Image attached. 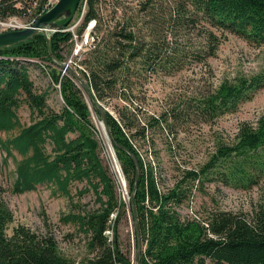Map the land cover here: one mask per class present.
I'll use <instances>...</instances> for the list:
<instances>
[{
    "label": "trees",
    "instance_id": "16d2710c",
    "mask_svg": "<svg viewBox=\"0 0 264 264\" xmlns=\"http://www.w3.org/2000/svg\"><path fill=\"white\" fill-rule=\"evenodd\" d=\"M84 1L86 7L77 29L81 30L91 18L95 22V46L87 52L88 59L81 61L87 70V74L82 73L92 104L111 98L117 92V83L120 84L118 94L131 101L128 91L124 93L121 87L128 90L131 77L138 76L132 70L135 62L138 61L139 69L150 73L171 62L161 59V42H157L160 38L156 30L161 18L158 20L156 15L155 1H138L130 15L124 14L123 7L127 5L121 4V18L115 17L113 7L106 16L100 14L99 0ZM181 1L179 17L205 22L215 31H229L249 41L264 42V0ZM45 2L0 0V20L14 16L32 20L44 11ZM112 2L114 6L117 0ZM81 4L80 0L76 11ZM202 31L206 32L208 42L215 41V32L205 28ZM69 37L68 31L52 32L51 55L41 33L0 48V133L16 129L10 136L0 135V150L3 160L10 158L14 162L12 192L23 193L38 184H46L52 187V194L65 196L73 207H79V211L67 212L59 219L72 224L85 236V247L92 255L81 264H130L118 242L116 224L121 202L116 196L114 180L98 156L96 131L87 119L89 111L80 89L70 79L62 77L59 95L63 105L54 110L46 103L47 94L35 91L28 76L26 62L31 59L60 61V46L70 45ZM55 72L50 75L53 84L57 82ZM263 84V75L224 79L211 92L193 100L192 107L181 104L185 107L183 110L177 104L172 105L162 113L148 116L134 133L128 131L133 124L126 120L123 111H117L118 118L106 114L112 148L127 193L131 195L138 241L143 244L138 264H205L206 259L211 264H264V202H258L249 215L215 209L205 217L180 219L175 210L188 191L182 183L186 179L196 180L198 174L211 168L221 184L241 189L256 184L264 176V112L253 124L239 123L230 142H216L205 163L197 170L183 171L164 191L158 187L159 179L151 166L140 159L130 139L143 136L147 127H157L165 117L180 122L186 119L188 110L201 121L231 113L240 101L248 99ZM22 103L28 109L27 124H21L17 117ZM129 153L138 163L136 180L135 165ZM77 183L82 186H75L74 194L80 197L91 191L98 204L96 208L88 210L72 202L71 190ZM120 190L123 194L121 185ZM113 213L115 216L111 218ZM10 220V212L0 198V264H73L60 254L50 235H36L22 225L12 227L8 233Z\"/></svg>",
    "mask_w": 264,
    "mask_h": 264
},
{
    "label": "rangeland",
    "instance_id": "374dc122",
    "mask_svg": "<svg viewBox=\"0 0 264 264\" xmlns=\"http://www.w3.org/2000/svg\"><path fill=\"white\" fill-rule=\"evenodd\" d=\"M55 1H46L44 11ZM111 1L113 0H99L98 11L100 14L106 16L109 9L113 7L115 8V17L121 18L123 4L127 5L126 8L123 7L124 14L130 15L136 8L137 2H140V0H117L114 2L116 5L113 6ZM154 1L156 15L158 20L161 18L162 21L156 28L160 38V41L157 42H161V59L171 62L166 63L165 67H158L154 73L139 69L138 61L135 62L132 70L138 73V76L131 77L132 83L128 90L121 87V91L124 93L128 91L131 101L118 94L120 84L117 83V92L111 98L105 102H94L93 105L91 92L85 86V77L82 73L86 72L87 74V70L81 63L89 53L82 50L77 56H69L71 43L60 46L59 54L62 56L60 61L48 62L31 59L25 63L34 90L45 92L47 94L46 103L54 110H59L63 105L59 95V80L62 77H67L80 89L82 99L89 111L87 119L96 131L98 156L114 180L116 196L118 202H121L120 207L124 203L119 208L116 227L119 247L129 258L130 264H136V239L135 231L132 228L134 219L130 202L131 195L127 193V185L113 150L124 182L123 192L124 194L126 192L127 197L124 199L121 193L119 178L117 174L115 175L105 143L100 130H98L97 123L101 122L98 108L104 112L105 121L106 114L118 118L117 111H123L127 116L126 120L133 124L128 131L134 133L139 131L137 125L145 123L148 116L162 113L172 105L177 104L183 110L185 107L181 104L185 106L187 103L192 107L190 103L193 100L196 101L211 92L224 79H231L236 75L264 76V42L249 41L225 30L215 31L205 22L189 21L184 17L177 16V13L181 11V0ZM81 2L80 10L74 11L64 27L54 29L53 27L49 29L48 26L42 27V30H38L36 33H41L44 38L48 35L50 40V35L54 31L67 30L64 28L70 26H73L75 30V27L77 28L82 21V14L86 7L85 1L81 0ZM32 20H26L25 17H9L0 20V22H5L4 24L0 23V30L14 26L23 27L29 25ZM108 23L111 24L112 20H109ZM203 28L215 32V41L208 42L206 32L202 31ZM68 30L72 29L68 28ZM83 45L82 39L78 41V50ZM49 55H51L50 51ZM54 70H56L57 82L53 84L50 75ZM87 93L90 95V101ZM262 112H264V84L258 87L248 99L240 101L231 113L201 121L193 117L191 111L188 110L186 119L182 118L183 120L180 122H172L171 119L165 117L157 127L151 129L147 127L143 136H132L130 139L140 159L151 166L156 179H159L158 187L164 191L172 186L174 180L180 178L183 171L197 170L200 165L205 163L213 152L216 142H230L239 123L246 121L253 124ZM17 117L21 124L29 122L28 109L23 103L17 110ZM15 132L16 129L0 133V135L6 137ZM112 141L111 137V146ZM3 157L4 154L0 150V198L11 215L6 231L9 233L12 227L22 225L36 235H50L60 254L70 259L73 264L83 263L92 255L85 247V236L76 231L72 224L63 223L59 219L67 212L79 211V207H73L65 196L52 194V187L46 184H38L35 189L23 193L12 192L11 184L15 177L14 162L10 158L3 160ZM182 185L188 191L186 197L175 208L180 219L194 216L205 217L207 213L213 212L215 209L249 215L251 209L258 202H264V176L256 184L241 189L221 184L214 178L213 168H211L198 174L196 180L186 179ZM75 186L80 188L82 184L77 183L72 187V202L88 210L98 206L91 191L80 197L76 196L74 194ZM114 216V213L111 214V218ZM105 232L110 237V230ZM139 249H143L140 240ZM204 262L211 264L208 259Z\"/></svg>",
    "mask_w": 264,
    "mask_h": 264
},
{
    "label": "water",
    "instance_id": "95a60500",
    "mask_svg": "<svg viewBox=\"0 0 264 264\" xmlns=\"http://www.w3.org/2000/svg\"><path fill=\"white\" fill-rule=\"evenodd\" d=\"M80 0H56L49 8L45 11L37 15L29 25L19 27L15 26L9 29L0 30V48H4L7 46H12L14 43L19 41H23L29 37H31L34 33L38 30H42L43 25L48 24L51 25L49 27L60 28L64 27L66 23L69 21L71 16L73 15L76 7L78 6ZM45 45L47 51L49 52V36L46 35L45 37ZM78 82L82 84L80 80L77 79ZM88 100L90 101V95L87 93ZM101 122L105 129L106 135L111 140V135L106 125L105 121V114L104 112L98 108ZM130 157L132 158L134 165H135V176L134 179H137L138 176V165L136 158L133 154L129 153ZM135 187V183H134ZM131 202V199H130ZM124 203L121 205V207ZM120 207V208H121ZM134 219V217H133ZM132 228L135 230V237H136V256H135V263L138 264V255H139V241H138V234H137V224L134 221L132 222Z\"/></svg>",
    "mask_w": 264,
    "mask_h": 264
},
{
    "label": "built area",
    "instance_id": "2783aa9c",
    "mask_svg": "<svg viewBox=\"0 0 264 264\" xmlns=\"http://www.w3.org/2000/svg\"><path fill=\"white\" fill-rule=\"evenodd\" d=\"M46 1H48V0H46ZM0 23L4 24L5 22H0ZM94 23H95L94 19L91 18V19L87 20L86 24L83 26V28L81 30H78L75 26H74L75 30H74L73 26L64 28L67 30H62V31H68L70 33L69 40H70L71 46L69 48V50H70L69 56L70 55L71 56H77L78 53L82 50L89 51V50L94 48L95 40H96L94 31H93ZM8 24H10V22H8ZM11 26H13V25H11ZM68 28L72 29V30H68ZM81 39H82V42L84 43V45L78 50L77 42L80 41Z\"/></svg>",
    "mask_w": 264,
    "mask_h": 264
},
{
    "label": "bare ground",
    "instance_id": "6f19581e",
    "mask_svg": "<svg viewBox=\"0 0 264 264\" xmlns=\"http://www.w3.org/2000/svg\"><path fill=\"white\" fill-rule=\"evenodd\" d=\"M47 26H48L49 29L51 28V27H49V26H51V25H48V24L43 25V27H47ZM97 126H98V128H99L98 130H100L101 136H102L103 141H104V143H105V147H106V149H107V152H108V156H109V158H110V161L112 162V166H113V169H114V171H115V175L117 174V176H118V178H119V179L117 178V179H118V182H119L120 185L122 186V191H123V190H124V182H123V179H122V176H121L120 170H119L118 163H117V161H116V159H115V156H114V153H113V149H112V146H111L110 140H109L108 136L106 135L105 130H104V128H103L101 122H98V123H97ZM117 176H116V177H117ZM126 195H127L126 192H125V194H124V192H123L124 199L127 197Z\"/></svg>",
    "mask_w": 264,
    "mask_h": 264
}]
</instances>
